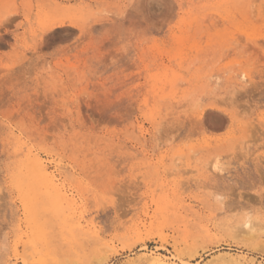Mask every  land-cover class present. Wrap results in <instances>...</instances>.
I'll return each instance as SVG.
<instances>
[{
  "label": "rangeland",
  "instance_id": "374dc122",
  "mask_svg": "<svg viewBox=\"0 0 264 264\" xmlns=\"http://www.w3.org/2000/svg\"><path fill=\"white\" fill-rule=\"evenodd\" d=\"M263 244L264 0H0V264Z\"/></svg>",
  "mask_w": 264,
  "mask_h": 264
},
{
  "label": "bare ground",
  "instance_id": "6f19581e",
  "mask_svg": "<svg viewBox=\"0 0 264 264\" xmlns=\"http://www.w3.org/2000/svg\"><path fill=\"white\" fill-rule=\"evenodd\" d=\"M54 177V176H53ZM245 225L248 227H251V222L247 221L245 222ZM242 232V231H241ZM247 234V233H246ZM248 236V235H247ZM253 236V235H252ZM249 237V236H248ZM85 244V243H84ZM264 245V244H263ZM260 251V250H259ZM141 260V259H139ZM149 262H152L153 264H169L167 261V259L165 257H160V256H153V255H150V257L148 258ZM175 260V259H174ZM178 260V258H176V261ZM67 261V260H66ZM181 261V260H180ZM179 261V262H180ZM226 262V261H225ZM233 262V261H232ZM231 262V263H232ZM181 264H189L188 262H185V261H181L180 262ZM175 264V263H174ZM238 264V263H237Z\"/></svg>",
  "mask_w": 264,
  "mask_h": 264
}]
</instances>
